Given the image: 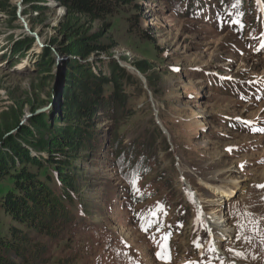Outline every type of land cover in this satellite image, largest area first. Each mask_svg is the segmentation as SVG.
<instances>
[{
  "label": "rangeland",
  "instance_id": "1",
  "mask_svg": "<svg viewBox=\"0 0 264 264\" xmlns=\"http://www.w3.org/2000/svg\"><path fill=\"white\" fill-rule=\"evenodd\" d=\"M48 1L40 15L21 3L38 41L17 18L21 0H8L0 13V132L16 120L54 115L63 66L54 28L65 12ZM253 1H242L240 30L220 20L218 0H132L90 25L113 44L103 65L114 62L132 81L125 89L132 115L112 106L96 112L93 139L74 157L72 191L53 168L40 171L54 199L69 192L73 203L54 200L35 230L0 212V238L11 227L26 238L19 255L4 249L6 257L18 264H38L37 253L41 264H264V0ZM26 39L30 47L12 54ZM47 49L52 63L44 68L38 63ZM137 62L149 71L140 73ZM113 132L127 150L137 149L139 164L140 147L151 145L147 170L129 184L113 154ZM230 181L237 190L225 197L219 187ZM148 216L161 227L143 230ZM209 218L225 222L210 230Z\"/></svg>",
  "mask_w": 264,
  "mask_h": 264
},
{
  "label": "trees",
  "instance_id": "2",
  "mask_svg": "<svg viewBox=\"0 0 264 264\" xmlns=\"http://www.w3.org/2000/svg\"><path fill=\"white\" fill-rule=\"evenodd\" d=\"M242 1L217 2L220 20L233 25L237 30L244 26L246 13ZM52 2L65 12L64 17L54 28L60 39L56 42L57 51L63 59L57 91L59 100L54 115L33 116L27 125H22L16 120L11 129L0 132V187L4 182L11 184L5 191H0V212L18 226L32 230L38 228L41 214L50 211L54 200L60 201L58 202L60 207L62 203L70 204L75 201L69 192L54 199L40 180V171L45 167L53 168L58 180L72 191V181L76 175L74 157H78L75 155L93 139L95 130L92 118L98 110L109 106L126 114L125 89L132 82L125 70L114 62L103 65L100 57L110 51L113 44L106 39L104 31L92 32L90 27L93 22L103 21L122 7L130 6L132 0H52ZM253 2V7H257L258 2L256 0ZM47 3L48 0L23 1V5L36 15L49 9ZM8 8H10L8 0H0V13L7 12ZM187 10L191 12L192 8L189 7ZM26 14V10L22 11L23 16ZM12 15L16 19L15 8ZM32 42V39L15 42L11 53L17 54L27 50ZM51 59L52 51L47 49L38 64L47 68L48 63H52ZM135 67L142 74L149 71L145 62H137ZM147 84L151 89L153 83L147 81ZM131 115L126 114L127 117ZM153 125L157 131L156 136L162 138L158 127ZM111 142L115 158L122 161V176L127 178L129 184L138 178L140 171L147 170V160L153 159L149 154L151 145L146 142L140 147L143 151L141 158L145 161L142 165L135 159L137 149L134 148L132 151L123 147L116 132L112 133ZM126 153L127 158L124 157ZM130 195L129 193V197L135 199ZM141 226L143 230L160 228L161 223L155 216H148ZM9 233L8 239L0 238V264H18L17 260H10L5 256L4 249L19 255L18 244L26 240L25 235L16 227H11ZM35 261L41 264L44 259L37 253ZM31 262L23 260V264H35Z\"/></svg>",
  "mask_w": 264,
  "mask_h": 264
},
{
  "label": "bare ground",
  "instance_id": "3",
  "mask_svg": "<svg viewBox=\"0 0 264 264\" xmlns=\"http://www.w3.org/2000/svg\"><path fill=\"white\" fill-rule=\"evenodd\" d=\"M19 1V0H18ZM27 23V22H26ZM29 27V26H28ZM131 71H133V70H131ZM157 120H158V118H157ZM158 122V121H157ZM158 124L162 127V125L158 122ZM162 129H164L163 127H162ZM219 190H220V193L223 195V196H225V197H231L234 193H235V191L237 190V188H236V185L233 183V182H228V183H225V185H223V186H221V187H219ZM196 193V192H195ZM194 193H192V195H193ZM224 220H221V219H219V220H212V218H209L208 220H207V225H208V228L210 229V230H219L220 228H221V226H222V224H224ZM223 234L225 233L224 231L222 232ZM226 234V233H225ZM223 238V237H222ZM220 238H218L217 240H219ZM215 246H217V245H215Z\"/></svg>",
  "mask_w": 264,
  "mask_h": 264
},
{
  "label": "water",
  "instance_id": "4",
  "mask_svg": "<svg viewBox=\"0 0 264 264\" xmlns=\"http://www.w3.org/2000/svg\"><path fill=\"white\" fill-rule=\"evenodd\" d=\"M24 0H21V2L18 4V9H17V18L20 20V22L22 23L23 29L24 31L29 35V36H33L37 41H38V37L35 33H32L28 27V23H26V21L22 18V7H21V3H23ZM59 61L57 62L58 65L62 64L63 59L62 57L59 55L58 56ZM156 125L159 126V128L161 129V131L166 134V132L162 129V127L158 124L157 122V118L155 121Z\"/></svg>",
  "mask_w": 264,
  "mask_h": 264
},
{
  "label": "snow or ice",
  "instance_id": "5",
  "mask_svg": "<svg viewBox=\"0 0 264 264\" xmlns=\"http://www.w3.org/2000/svg\"><path fill=\"white\" fill-rule=\"evenodd\" d=\"M261 47H264V44H262ZM260 187H264V185H261ZM236 254L239 255V253H236ZM157 255L160 256V258H162V259H166L167 258L166 256H164L163 253H158Z\"/></svg>",
  "mask_w": 264,
  "mask_h": 264
}]
</instances>
